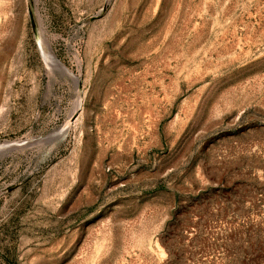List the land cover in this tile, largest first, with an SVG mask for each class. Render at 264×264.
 I'll use <instances>...</instances> for the list:
<instances>
[{
    "label": "rangeland",
    "instance_id": "obj_1",
    "mask_svg": "<svg viewBox=\"0 0 264 264\" xmlns=\"http://www.w3.org/2000/svg\"><path fill=\"white\" fill-rule=\"evenodd\" d=\"M0 264H264V0H0Z\"/></svg>",
    "mask_w": 264,
    "mask_h": 264
},
{
    "label": "bare ground",
    "instance_id": "obj_2",
    "mask_svg": "<svg viewBox=\"0 0 264 264\" xmlns=\"http://www.w3.org/2000/svg\"><path fill=\"white\" fill-rule=\"evenodd\" d=\"M45 51H46V48L44 49ZM50 52V51H49ZM51 53V52H50ZM49 60L52 62H50V64L52 65V64H54V63H57V61H56V59H55V57L52 55V54H50L49 56ZM48 64V63H47ZM49 64V65H50ZM50 67H52V66H50ZM54 67V66H53ZM2 148V147H1Z\"/></svg>",
    "mask_w": 264,
    "mask_h": 264
}]
</instances>
